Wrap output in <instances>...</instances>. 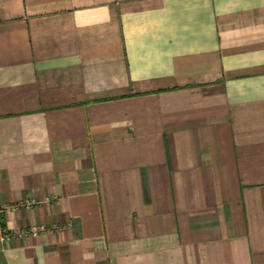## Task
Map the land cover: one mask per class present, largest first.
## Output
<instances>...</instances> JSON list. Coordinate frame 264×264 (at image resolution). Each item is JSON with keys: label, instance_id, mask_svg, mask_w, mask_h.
I'll return each mask as SVG.
<instances>
[{"label": "crops", "instance_id": "crops-1", "mask_svg": "<svg viewBox=\"0 0 264 264\" xmlns=\"http://www.w3.org/2000/svg\"><path fill=\"white\" fill-rule=\"evenodd\" d=\"M0 264H264V0H0Z\"/></svg>", "mask_w": 264, "mask_h": 264}, {"label": "built area", "instance_id": "built-area-1", "mask_svg": "<svg viewBox=\"0 0 264 264\" xmlns=\"http://www.w3.org/2000/svg\"><path fill=\"white\" fill-rule=\"evenodd\" d=\"M39 204V202L31 200L25 201L19 204L13 205H0V215L6 212H16L17 210L24 209L29 210L31 207ZM43 227L28 226L26 229L14 228L12 230H7L0 228V244L4 245L11 242L12 239H26V238H35L41 232H44Z\"/></svg>", "mask_w": 264, "mask_h": 264}]
</instances>
